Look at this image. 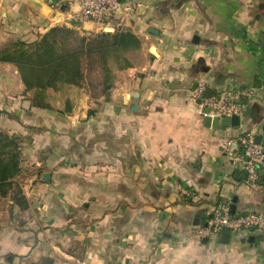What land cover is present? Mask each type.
Wrapping results in <instances>:
<instances>
[{
  "label": "crops",
  "instance_id": "1",
  "mask_svg": "<svg viewBox=\"0 0 264 264\" xmlns=\"http://www.w3.org/2000/svg\"><path fill=\"white\" fill-rule=\"evenodd\" d=\"M37 1L45 14L0 0L3 39L56 23L100 29L75 22L65 0ZM125 2L119 28L141 39L139 58L95 107L83 88L64 111L34 107L16 66L0 61V130L20 136L26 205L0 196V264H264V232L195 236L218 203L264 215L260 177L250 183L224 149L245 131L264 140V0ZM199 83L254 90L239 125L205 124Z\"/></svg>",
  "mask_w": 264,
  "mask_h": 264
},
{
  "label": "trees",
  "instance_id": "2",
  "mask_svg": "<svg viewBox=\"0 0 264 264\" xmlns=\"http://www.w3.org/2000/svg\"><path fill=\"white\" fill-rule=\"evenodd\" d=\"M141 47V39L131 30L91 32L75 25H51L36 38L9 40L0 46V61L16 66L26 91H32L31 105L49 108L46 90L64 85L94 87L88 83L90 73H98V86L107 95L113 86L115 72L131 66ZM93 110H89L91 114ZM20 136L0 130V196L13 192V199L25 208V199L15 178L21 171ZM29 264H52L44 256Z\"/></svg>",
  "mask_w": 264,
  "mask_h": 264
},
{
  "label": "built area",
  "instance_id": "3",
  "mask_svg": "<svg viewBox=\"0 0 264 264\" xmlns=\"http://www.w3.org/2000/svg\"><path fill=\"white\" fill-rule=\"evenodd\" d=\"M65 1L71 8L70 16L75 22L90 21L104 31H113L119 27V20L131 10V6L125 0ZM205 90L203 83L197 84L193 90L195 97L202 98L200 105L203 115L220 118L233 115L241 118L245 108L244 99L255 95L252 88L230 86L203 97ZM224 149L231 163L240 170L246 171V176L251 182L259 178L258 170H264V140L256 142L255 134L252 131H245L238 137L237 145H233L229 139L226 140ZM180 193L186 196L190 194L185 188H180ZM223 231L236 236L249 232H264V215L253 210L230 213L226 204L218 203L206 223L195 231V236L219 237Z\"/></svg>",
  "mask_w": 264,
  "mask_h": 264
},
{
  "label": "rangeland",
  "instance_id": "4",
  "mask_svg": "<svg viewBox=\"0 0 264 264\" xmlns=\"http://www.w3.org/2000/svg\"><path fill=\"white\" fill-rule=\"evenodd\" d=\"M56 24H60V23H56ZM55 25V24H53ZM81 29V28H79ZM46 29H44L43 31H40L39 33H42L44 32ZM101 30V29H99ZM98 30V31H99ZM36 32V31H35ZM91 32H97V31H91ZM3 25L1 26L0 25V46H3L4 44H6L9 40H12V39H15V38H19L18 36L14 37V36H11V37H8L7 39H3ZM36 38V34H34L32 37L30 35V37H28L26 40L28 41H32ZM139 58V55L136 54L135 56H133V60L134 62H136ZM19 74V73H18ZM151 75L154 76V74L151 73ZM100 79V75L98 73H90L89 76H88V80L90 84H92L94 87H87L86 85L84 86H75V87H79L78 89H75V90H72L70 91L69 89L65 88L64 86H61L59 87L58 89L54 90V89H47L46 90V101L49 103V108H44V110L50 111H64L65 110V107L66 106V98H72V99H76L77 100V97L80 95V89L83 88L86 92V94L88 95L89 97V101H91L93 104V106H90V107H95L97 105V100L101 97V96H104L105 97V94L103 95L101 90H100V87L98 86V81ZM74 87V88H75ZM31 92V95H32V91H29ZM83 92V91H82ZM80 97V96H79ZM29 160H34L35 159V153H31V152H28L27 154Z\"/></svg>",
  "mask_w": 264,
  "mask_h": 264
},
{
  "label": "water",
  "instance_id": "5",
  "mask_svg": "<svg viewBox=\"0 0 264 264\" xmlns=\"http://www.w3.org/2000/svg\"><path fill=\"white\" fill-rule=\"evenodd\" d=\"M32 4L37 10H39L43 14H45V12L47 11V8L43 4L38 2L37 0H32ZM142 10H143V6L139 5L138 11L141 12ZM107 31H110V30H107ZM194 39H196V37H194ZM211 94H212V90L210 88H206V90L203 93V97L210 96ZM201 100H202V98H200V101ZM132 110H135V108H132ZM204 120H205L206 125H211L213 127H217L218 125H221V126H230V125L237 126V125H239L240 118L237 115H233L231 117H221V118L217 117V116H206ZM260 139L261 138L259 136L255 137L256 142H259ZM239 174H240V171L237 170L236 175H239ZM258 175L260 177V181L264 184V170L259 169ZM242 176L243 177L246 176V171H243ZM48 177H49L48 172L43 173V179L47 180ZM249 182L251 183V181H249ZM229 211H230V213H234V204L233 203L230 204V210ZM227 239H228V233L226 231L221 232L220 240L221 241H227ZM248 239H249V241H256V239L253 236H250Z\"/></svg>",
  "mask_w": 264,
  "mask_h": 264
}]
</instances>
